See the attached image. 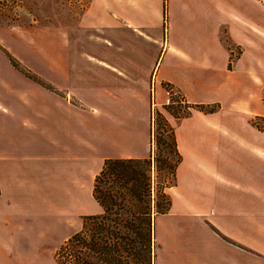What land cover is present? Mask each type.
Segmentation results:
<instances>
[{
  "label": "crops",
  "instance_id": "crops-1",
  "mask_svg": "<svg viewBox=\"0 0 264 264\" xmlns=\"http://www.w3.org/2000/svg\"><path fill=\"white\" fill-rule=\"evenodd\" d=\"M0 46V264H59L103 213L106 160L152 154L168 87L192 106L170 119L176 178L220 209L194 217L225 238L214 232L223 264H264V0H89L77 25L6 28ZM185 152L202 154L213 183L181 172Z\"/></svg>",
  "mask_w": 264,
  "mask_h": 264
},
{
  "label": "trees",
  "instance_id": "trees-1",
  "mask_svg": "<svg viewBox=\"0 0 264 264\" xmlns=\"http://www.w3.org/2000/svg\"><path fill=\"white\" fill-rule=\"evenodd\" d=\"M15 64V63H14ZM43 86L45 81L34 77ZM200 110L214 112L215 108L200 105ZM167 112L182 118L181 101L171 97L164 106ZM161 113H158L160 115ZM163 116V115H160ZM155 121V114H153ZM155 123V122H154ZM169 128V141L159 137L153 142H165L173 159L166 161L169 168L168 183L153 187V173L158 171L163 160L155 150L149 158L108 159L96 177L94 196L103 208V213L84 218L80 231L69 237L56 251L59 264H155L156 217L167 213L172 205L169 189L176 185V173L182 156L179 152L175 128ZM161 199L163 203L161 202Z\"/></svg>",
  "mask_w": 264,
  "mask_h": 264
},
{
  "label": "rangeland",
  "instance_id": "rangeland-1",
  "mask_svg": "<svg viewBox=\"0 0 264 264\" xmlns=\"http://www.w3.org/2000/svg\"><path fill=\"white\" fill-rule=\"evenodd\" d=\"M88 2L89 0H0V38L4 29L10 27H28L32 25L42 28L55 25L75 26L78 24ZM25 40L27 39L25 38ZM37 43L39 49L48 50L50 48L48 34L42 33ZM12 64L15 67H22L16 61H13ZM168 90H171V97L180 101L183 100L178 91L170 87H168ZM190 108H192L191 105L181 103L180 114L186 115L190 112ZM211 108L217 110L216 106L209 107V109ZM168 110L171 114L165 110L164 106H156L155 108V141L159 137L169 141V128L165 123L168 122L169 125H172L170 119L174 118L172 114H176L177 110L175 108ZM158 113L163 116L158 115ZM261 125L264 129V123H261ZM154 150V156L157 154L159 159L163 160L158 171L153 173V187L156 191L157 187L169 181V168L166 161L173 159V156L170 154L165 142L159 148L155 142ZM181 156L183 157L182 154ZM184 157L185 163L181 172L192 171L200 175L208 184L213 183L211 177L208 176L211 167L207 160L202 157V154L185 152ZM188 190L189 188L182 181L178 182L177 178L176 185L171 190L166 189L171 197L172 205L167 216H159L156 220L157 250L155 264H223L228 256L214 234L222 236L207 223L209 218L194 217L197 211H202L214 218L215 216L212 215L211 211L216 210L218 214L220 209L209 198H205L206 202H203L204 199H200L199 191H197L198 196L191 197ZM205 191H208L207 186H205ZM161 202L163 203L162 199ZM222 239L225 238L222 237Z\"/></svg>",
  "mask_w": 264,
  "mask_h": 264
},
{
  "label": "built area",
  "instance_id": "built-area-1",
  "mask_svg": "<svg viewBox=\"0 0 264 264\" xmlns=\"http://www.w3.org/2000/svg\"><path fill=\"white\" fill-rule=\"evenodd\" d=\"M181 103H184L183 100L181 101Z\"/></svg>",
  "mask_w": 264,
  "mask_h": 264
}]
</instances>
